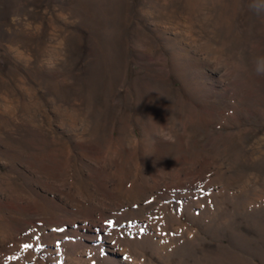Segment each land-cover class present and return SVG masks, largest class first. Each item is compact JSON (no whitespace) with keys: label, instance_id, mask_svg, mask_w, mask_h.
Returning a JSON list of instances; mask_svg holds the SVG:
<instances>
[{"label":"rangeland","instance_id":"1","mask_svg":"<svg viewBox=\"0 0 264 264\" xmlns=\"http://www.w3.org/2000/svg\"><path fill=\"white\" fill-rule=\"evenodd\" d=\"M248 3L0 0V264H264Z\"/></svg>","mask_w":264,"mask_h":264},{"label":"clouds","instance_id":"2","mask_svg":"<svg viewBox=\"0 0 264 264\" xmlns=\"http://www.w3.org/2000/svg\"><path fill=\"white\" fill-rule=\"evenodd\" d=\"M248 9L257 16L264 17V0H249ZM253 70L256 75L264 76V56L254 58Z\"/></svg>","mask_w":264,"mask_h":264},{"label":"snow or ice","instance_id":"3","mask_svg":"<svg viewBox=\"0 0 264 264\" xmlns=\"http://www.w3.org/2000/svg\"><path fill=\"white\" fill-rule=\"evenodd\" d=\"M108 223H109V224H112L111 221H109ZM37 239H39V237H37ZM24 247H25V249H28V248L33 247V245H32V244H25Z\"/></svg>","mask_w":264,"mask_h":264}]
</instances>
